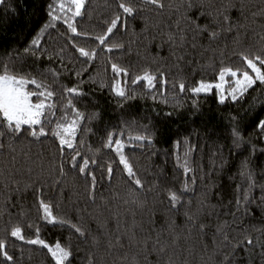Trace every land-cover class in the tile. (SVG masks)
Wrapping results in <instances>:
<instances>
[{
	"label": "trees",
	"instance_id": "16d2710c",
	"mask_svg": "<svg viewBox=\"0 0 264 264\" xmlns=\"http://www.w3.org/2000/svg\"><path fill=\"white\" fill-rule=\"evenodd\" d=\"M5 2L7 7L0 6V66L7 64L10 70L31 72L48 84L55 92V112L45 117L52 121L45 123L48 137L40 141L30 136L17 138L12 142L15 151L7 143L0 150V240L6 242L5 250L13 257L12 261H4L0 254V264H55L47 249L12 237L11 230L16 226L22 228L26 239L35 238L38 228L46 243L70 246L71 264H88L89 259L94 264H168L169 260L172 264H220L223 254L231 252L230 246H216L227 244L222 234H216V227L225 222L224 233L229 241L236 243L248 236L255 244L248 252L237 248L230 264H264V153L259 151L264 148V138L252 126V121L264 112V86L257 82L242 100L233 103L229 99L224 104L219 103L217 91L198 95L191 92L201 80L218 82V72L224 65L246 68L241 52L264 56V0H231L235 7L229 15L234 23L242 25L232 32L221 31L212 23L211 15H199L201 10L215 15L214 8L188 10L187 0H160L163 8L143 4L142 0H86L82 15L69 21L82 33L79 36L64 22L63 16L71 13H56L62 18L52 21L53 26L41 33L43 25L51 21L49 6L55 9L59 0ZM64 2L67 7L70 0ZM121 2L136 9L133 17L123 14L118 7ZM201 2L219 7L228 0H193L195 4ZM118 14L122 21L127 19V27L118 25L101 45L95 37L105 33ZM191 20L201 27L209 24V31H217L218 37L210 40L208 33L194 32ZM37 36L40 46L35 54L25 52ZM181 36L186 38L183 42ZM110 45L123 47L108 52ZM76 47L95 49V60L85 64L86 58L79 56ZM113 63L126 69L127 75L117 77L111 68ZM49 69L59 75L53 79ZM146 71L157 77L154 88H148L143 80L133 83ZM116 79L127 89L130 98L126 101L110 90ZM180 83L184 84L183 92ZM77 85L85 95L72 98L65 87ZM29 89L36 90L35 85H29ZM32 99L37 102V97ZM69 99L85 120L76 136V149H66L61 158L58 140L51 136V130L56 122L73 118V110L66 108ZM166 112L173 116H165ZM93 113H99V117L89 119ZM234 115L247 142L240 148L234 147L230 135ZM145 129L155 133L151 146L129 141V136L143 134ZM110 133L114 141L124 144L125 156L144 183L143 193L133 194V185L118 163L115 144L113 148L104 146ZM253 145L255 154L251 151ZM77 150L78 164L83 158L96 159L95 165L91 160L89 164L97 176L95 203L89 198L90 178L78 173L69 162L70 154ZM186 159L192 169L187 176L183 168ZM222 159L226 160L223 168ZM245 160L254 173L255 187L250 190L247 177L240 175ZM61 162L64 175L60 174ZM108 163L113 168L110 183L100 171ZM185 181L192 189L189 192L182 191ZM169 190L181 197L176 209L169 204ZM244 195L248 203L242 201L237 210L236 201ZM41 199L51 204L54 215L82 227L86 236H100V245L93 246L90 238H81L68 226L48 224L39 208ZM132 199L142 201L143 207L131 203ZM185 212L194 221H187ZM193 222L208 225L205 234L192 228L190 235L188 229ZM133 223L137 240L151 233L148 248L136 240L129 243L123 235ZM105 230L110 233L108 237L102 234ZM157 233L165 246L163 252L152 247ZM121 235L123 239L117 243Z\"/></svg>",
	"mask_w": 264,
	"mask_h": 264
},
{
	"label": "snow or ice",
	"instance_id": "6c2138e0",
	"mask_svg": "<svg viewBox=\"0 0 264 264\" xmlns=\"http://www.w3.org/2000/svg\"><path fill=\"white\" fill-rule=\"evenodd\" d=\"M86 0H70L69 4L65 5L64 0H59L55 9H51L48 12V15L51 17V21L43 25L41 29V33L47 29L48 27L53 26L52 21H57L62 18L61 15L56 13L66 14L71 13L70 16L64 15V22L68 25V28L72 33L77 36L82 35V33L77 31V28L74 25V21L76 17H80L85 8ZM143 4H151L155 5L158 8H163L164 5L160 2V0H142ZM0 6H5V0H0ZM118 7L123 10V14L129 17H133L136 9L133 6L125 4L123 2L119 3ZM208 7H212L215 10V15L211 12L199 11V15H211L212 23L216 24L221 28V31L232 32L233 29H239L242 27L239 23H234L229 15L231 9L235 7L231 0H228V3L223 4L219 7L215 5L206 4L201 2L199 4L193 3V0H187V9H205ZM14 11V10H13ZM241 14L243 13V6L240 8ZM222 17V19H221ZM188 17L185 16V19ZM128 21L124 19L122 21L121 15H116L111 21L109 27H107L105 33L95 37L96 40L99 41L101 45L105 44V41L108 39V36L113 33V29H116L118 25L121 27H127ZM190 24L193 27V31L197 33H208L210 40H215L219 33L217 31H209L210 25L205 24L203 27L197 23L196 20H191ZM226 25V27H225ZM86 35V33L84 34ZM196 37L193 36V39ZM237 39H239V31H237ZM169 39L173 40L174 37L169 34ZM186 38L181 36L180 40L183 42ZM264 39V36H262ZM40 36H37L36 39L32 41V47L26 48L25 52H32L35 54L34 50L39 48L40 44ZM75 47V45H74ZM114 47H123V45H110L107 47V51L111 52ZM195 47V45H193ZM75 50L79 53L80 57L86 58L84 63L87 64L89 61L95 60L97 56V52L95 49L86 50L83 47H76ZM242 58V62L246 64V68H233L230 65H224L220 68L218 72V82L216 83H207L201 80L197 87H193L191 92L194 95H198L200 93H210L213 88H215L219 94V103L224 104L226 100H229L235 103L238 100H242L245 95L249 92L250 89L254 88V86L259 82L261 86H264V56L256 54L250 55L245 54L243 52L240 53ZM51 58V57H50ZM182 58V57H181ZM113 73L116 74L117 77L120 76L121 73L127 75L126 69L119 67L116 64L111 65ZM251 74H250V72ZM49 73L52 74L53 79H55L59 73H56L54 70L49 69ZM76 75L79 76L80 72L77 71ZM228 78H231L230 80ZM157 77L149 72H144L140 76H136L133 80V83H138L143 80L146 83L148 88H154ZM167 83V81H164ZM29 85H35L36 90H30ZM62 87H64L62 85ZM179 89L181 92L184 91V84H179ZM110 90L114 92L116 97L122 98V101H126L129 99V95L126 87H124L119 79H116L113 84L110 85ZM65 91L69 94L70 97H81L84 96L85 93L82 92L79 88V85L74 87H65ZM55 92L52 88L44 83L42 80H38L35 76L31 74V72H17L10 70L7 64L0 66V150L5 148V144H8V147L11 148L12 151H15L12 148V142L17 138L23 139L25 137L30 136L33 141H40L42 137H48L49 131L45 128V123H52L51 119L46 121L45 117H51L55 112V103L52 102ZM33 97H37V102H33ZM153 99L155 97L153 96ZM123 104L121 103V107ZM195 106V105H194ZM254 107V106H253ZM67 109H71L74 112L73 118L68 120H63L56 122L55 128L51 130V136L58 140V149L61 153V158L65 153L66 149H76V136L78 131L80 130V124L85 120V116L79 110L75 109V106L72 104V100L69 99L66 105ZM167 117H172V112H166L164 114ZM99 113H93L91 118H98ZM264 112H261L260 116H257L255 120L252 121V126L255 129H258L260 136L264 138ZM232 127L230 129V135L232 137V144L235 148L242 147L245 143H247L244 139L243 131L240 127L239 120L237 116L231 117ZM154 131L149 132L147 129L144 130L143 134H138L135 137L129 136V141H136L140 143L146 142L148 145L153 144L152 137L154 136ZM122 135V133H121ZM7 136V140L5 141V137ZM186 144L188 143L187 139L184 141ZM115 144L114 151L119 157L118 163L123 165L121 169L122 172H125L127 177L129 178L130 184L133 185V194L136 192L143 193L145 191L144 183L141 179L136 175L133 170L132 164L129 162L128 158L124 154V144L120 140H113V134H109L106 139L105 147L113 148ZM179 145V141H177V146ZM253 154L256 153L257 149L253 145L251 148ZM261 153H264V148L259 150ZM188 152L185 153L187 157ZM79 156V151H74L70 154V164L73 169H75L78 173L84 175L86 174V179H89L88 182V193L90 200L95 203L96 201V186H97V176L93 172V170L89 167L90 160L93 165L96 164V159L94 157L83 158L80 164L77 163V157ZM226 164V160H221V167ZM184 175L187 176L188 172L192 171V169L188 166L187 159L183 164ZM60 174L64 175L63 171V162L59 165ZM87 170V173H86ZM102 172V178L107 179L109 183L113 178V168L110 163L106 164V166L100 170ZM240 175L246 176L249 185V190L255 187V179L254 173L250 169L247 160L243 161L241 164ZM192 183L195 184V176L191 177ZM262 191H264V185L261 186ZM191 187L188 182L185 181L184 187L182 189L183 192L191 191ZM147 191H151V189H147ZM264 199V196H262ZM244 204L248 203V196L244 195L242 200L238 198L236 201L237 210H239L241 202ZM131 203L137 204L143 207L142 201H137L136 199H132ZM181 203V197L176 194L175 191L169 190V204L171 208L176 209L177 205ZM190 203V202H189ZM39 208L43 211V219L53 226L65 227L68 226L71 229H74L75 233H78L81 238L91 240L93 246H99L101 243L100 236L92 235L86 236L85 230L78 226L77 224L72 223L70 220H67L62 217H58L54 215L52 211V207L50 203H46L44 200L39 201ZM187 221H194V217L189 215L187 212L184 213ZM198 220V218H196ZM225 225H218L216 227V234L223 235V241H227L226 245L218 244L216 245L218 248L220 247H231L230 253H224L223 258L220 261V264H230L232 260V254L235 253L236 249L239 247H243L246 252L250 251L251 248L249 246L254 247V241L252 238L245 236L242 241H237L236 243H232V241L228 240V236L224 233ZM117 232L119 233L120 224L119 219L117 218ZM208 227V225L204 223H196L193 222L191 227L188 229L189 234L191 235L192 228H197L199 234H205L204 230ZM136 225L133 223L131 229H125V233L123 235H127L129 243L133 240H136L137 244H143L144 248H148L149 238L151 233L143 236L141 239H136L135 232ZM103 236L108 237L110 235L109 231L105 230ZM10 235L15 237L17 240L23 241L29 245H37L41 248L47 249L51 254L52 259L55 261V264H71V258L73 253L70 249V246H63L60 242H56L54 246L45 242L44 239L40 238L39 229L37 228L35 232V238L26 239L22 234V228L20 226H16L12 228ZM123 235L117 238V243L120 242V239H123ZM180 237L177 236L176 239ZM214 243L216 240V236H214ZM153 250H157L160 252L164 251V244L161 242L160 233L156 234L154 240L151 241ZM259 243V240L255 242ZM109 247L112 246V240H108ZM122 246V245H121ZM7 247L6 242L4 240H0V254L3 255L4 261H12L13 257L8 254L5 250ZM205 247H207L205 245ZM264 247V246H262ZM88 264H94L92 259H89ZM168 264H172V261L169 260Z\"/></svg>",
	"mask_w": 264,
	"mask_h": 264
},
{
	"label": "rangeland",
	"instance_id": "374dc122",
	"mask_svg": "<svg viewBox=\"0 0 264 264\" xmlns=\"http://www.w3.org/2000/svg\"><path fill=\"white\" fill-rule=\"evenodd\" d=\"M228 79L230 80L231 78H228ZM213 91H217V90L215 88H213L210 93H212ZM210 93H207V94H210ZM200 94H205V93H200Z\"/></svg>",
	"mask_w": 264,
	"mask_h": 264
}]
</instances>
